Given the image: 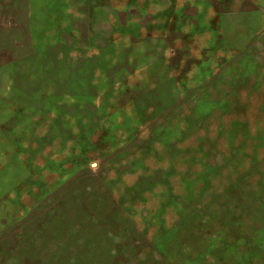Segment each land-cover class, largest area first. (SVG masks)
I'll return each mask as SVG.
<instances>
[{
  "label": "rangeland",
  "instance_id": "1",
  "mask_svg": "<svg viewBox=\"0 0 264 264\" xmlns=\"http://www.w3.org/2000/svg\"><path fill=\"white\" fill-rule=\"evenodd\" d=\"M0 264H264V0H0Z\"/></svg>",
  "mask_w": 264,
  "mask_h": 264
}]
</instances>
